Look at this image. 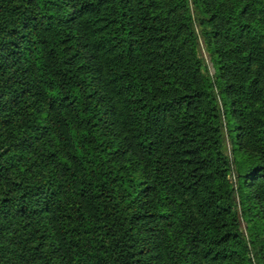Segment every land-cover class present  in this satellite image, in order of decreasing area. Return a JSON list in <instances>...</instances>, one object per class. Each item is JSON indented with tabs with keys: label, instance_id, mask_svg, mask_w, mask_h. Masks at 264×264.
I'll use <instances>...</instances> for the list:
<instances>
[{
	"label": "trees",
	"instance_id": "1",
	"mask_svg": "<svg viewBox=\"0 0 264 264\" xmlns=\"http://www.w3.org/2000/svg\"><path fill=\"white\" fill-rule=\"evenodd\" d=\"M0 125L5 263L264 264V0H0Z\"/></svg>",
	"mask_w": 264,
	"mask_h": 264
},
{
	"label": "rangeland",
	"instance_id": "2",
	"mask_svg": "<svg viewBox=\"0 0 264 264\" xmlns=\"http://www.w3.org/2000/svg\"><path fill=\"white\" fill-rule=\"evenodd\" d=\"M7 1H14V0H7ZM201 42V48H200V56L204 61L205 67L207 68V73L212 77L215 78L216 75V71L214 68V64L210 58L209 53L207 52V49L202 41V39H200ZM22 137L20 138L19 135H15L14 132L3 125H0V200L6 199L8 197H12L11 194H9V188H10V184L13 181L14 178H16V176L14 174H12L11 172H9L7 170V163L5 164V156H3V154L5 153L7 148H10L12 151L13 150H18L20 152L24 151V143L22 142ZM226 141H227V154L229 155V157L231 159H233V143L232 140L229 138L228 134L226 135ZM248 142V141H246ZM249 143V142H248ZM251 149V144L249 143V146ZM40 155V157H39ZM31 158H30V157ZM45 156L47 157V154L45 153ZM43 156H41V153L39 150H34V151H30V153L22 160L19 162V166L21 167H25L27 169H29V165L32 162L33 159H41ZM30 158V159H29ZM49 161H51L49 159ZM43 164V163H42ZM52 162L50 163V168H52ZM49 169V168H47ZM28 171V170H27ZM29 177V171L28 172H24L22 174L23 177L25 176ZM20 178V177H19ZM234 183H236V178L234 177ZM12 193V192H10ZM39 200L37 197L32 198V199H28L27 201H21L18 200L15 203L13 202H8L6 204V206L4 207L5 211L4 213H0V244L2 245L3 249L5 248L4 252L6 254L5 257L0 256L1 262H3V264H9V262L5 261H9L11 257L14 256V252H12V246H11V238H10V229L8 228L11 224V218H14V222H12L13 224V228L16 227V225H18V222H21V225L26 222V221H34V218L32 216V212L31 210L28 212L29 215L25 216V213H18L17 212V208L16 206L21 204V203H25V205H27V207H29V209H33V207H36V203H39ZM19 210V209H18ZM14 212H16V214H14ZM7 218L9 220L10 223H6L5 218ZM16 219V220H15ZM8 225V227H7ZM35 231V239L37 241H41L43 239L44 241V230L41 228H36L34 227ZM242 229L244 232H246V223L243 222L242 223ZM27 238V237H26ZM28 239V238H27ZM19 241V240H18ZM25 242V238L22 240ZM20 242V241H19ZM25 250L29 249V254H28V258L30 260V258L32 257V252L33 250L30 251V249L32 248L33 243L31 241H27V243H25ZM21 248H24V243L22 242L20 244V247H17L18 252H21ZM24 250V251H25ZM23 251V250H22ZM1 255V254H0ZM3 257V258H1ZM34 261H38L37 258H35ZM35 262V263H36ZM14 264V261H13Z\"/></svg>",
	"mask_w": 264,
	"mask_h": 264
}]
</instances>
